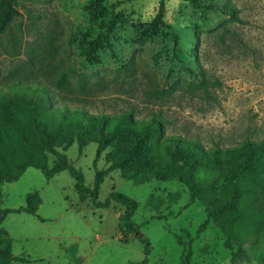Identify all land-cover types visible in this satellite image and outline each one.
Returning <instances> with one entry per match:
<instances>
[{"label": "rangeland", "instance_id": "obj_1", "mask_svg": "<svg viewBox=\"0 0 264 264\" xmlns=\"http://www.w3.org/2000/svg\"><path fill=\"white\" fill-rule=\"evenodd\" d=\"M118 1L124 0H15L19 16L0 37V85L22 80L32 61L47 74L67 70L71 89L62 102L50 93L54 106L83 107L91 114L131 111L136 119L160 113L165 135L196 140L204 148L264 139V0H195L196 7L165 0L164 25L153 22L158 0H127L114 9L126 23L112 26L110 46L89 59L79 55L83 35L88 41L99 38L110 19L90 18L86 6L96 3L110 11ZM224 3L237 10L239 22L228 20ZM186 69H200L208 85L191 89L195 79ZM95 147L90 143L79 151L72 144L62 152L87 188L94 170L107 166L104 152L93 165ZM53 160L48 158L49 166ZM110 191L136 201L132 220L151 244L148 264H181L188 242L189 264H230L219 229L209 221L197 231L205 212L198 202L187 205L183 184L133 185L114 171L103 179L97 199ZM31 195L39 198L35 216L11 213L0 222L18 260L11 264H140V242L132 236L126 244L118 241L120 207L93 208L89 197L79 198L66 171L47 181L28 168L16 182L1 183L0 208H24ZM243 248L247 260L237 264H264V230L255 245Z\"/></svg>", "mask_w": 264, "mask_h": 264}, {"label": "trees", "instance_id": "obj_2", "mask_svg": "<svg viewBox=\"0 0 264 264\" xmlns=\"http://www.w3.org/2000/svg\"><path fill=\"white\" fill-rule=\"evenodd\" d=\"M126 1L113 3L110 11L96 3L86 6L90 18L109 14L110 19L105 33L99 38L88 41L83 35L79 55L89 59L97 50L110 46L107 35L112 26L126 23L123 14L114 9ZM164 1L158 0V11L153 18V22L160 25H164ZM184 1L193 7L197 5L195 0ZM221 11L229 21L239 22L233 6L224 3ZM18 16L15 0H0V37ZM172 38L175 40L176 36L172 34ZM123 69L129 72L127 66ZM185 71L194 76L195 81L188 84L191 89H204L208 85L200 69ZM14 73L18 75L21 69L16 68ZM37 75L42 81L35 79ZM19 77L22 80L18 78L0 85V184L16 182L28 168L39 171L47 181L66 171L79 198L89 197L93 208L107 209L112 204L120 207L116 225L118 241L126 244L130 236L137 239L142 246L140 264H148L151 244L147 237L141 236L139 227L132 220L136 201L116 191H110L99 201V186L114 171L133 185L151 180H176L187 189V205L198 202L204 209L205 220L197 231L202 232L210 221L223 237L229 263L247 260L243 247L255 245L264 230V139L258 142L246 139L228 148L218 145L204 148L196 140L165 135L160 113L151 114L147 119H136L131 111L91 114L83 107L54 106L52 96L62 102L71 89L67 70L51 75L29 61L27 72L23 71ZM30 79L35 80L28 82ZM47 85L55 90V94ZM73 100L84 101L82 98ZM90 143L96 145L93 165L104 152L107 166L94 170L92 187L87 188L82 173L62 152L72 144L80 151ZM50 156L54 160L49 166ZM38 205L39 198L31 195L26 198L24 208H0V222L11 213L35 216ZM177 243L182 244L180 239ZM234 246L236 250H233ZM185 247L181 264H189L191 257L189 242ZM12 261L18 260L12 257L10 240L6 231L0 228V264H11Z\"/></svg>", "mask_w": 264, "mask_h": 264}]
</instances>
